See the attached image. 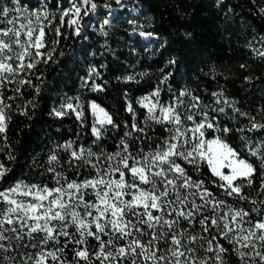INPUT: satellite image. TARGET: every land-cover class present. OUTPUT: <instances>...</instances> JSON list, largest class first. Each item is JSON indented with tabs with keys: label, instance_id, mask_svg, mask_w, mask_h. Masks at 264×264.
<instances>
[{
	"label": "trees",
	"instance_id": "trees-1",
	"mask_svg": "<svg viewBox=\"0 0 264 264\" xmlns=\"http://www.w3.org/2000/svg\"><path fill=\"white\" fill-rule=\"evenodd\" d=\"M134 1L137 7L135 12L122 7L110 14V9L118 4L116 0H91L97 8L92 11L90 4L82 8L80 32L77 35L75 27L67 23L69 17H64L61 25L60 13L71 7L73 2L80 5L82 0H0V7L10 9L7 17L0 16V21L16 20L15 25L0 23V27L18 28L20 24H26L27 19L35 21L31 13L46 8L48 18L41 17V23L45 26L46 47L41 52L51 54L47 63L42 61L31 70L6 74L11 83L5 82L0 88V98L8 106L5 113L9 117L6 132L0 133V164L8 170L0 178V191L18 183L23 186L47 184L49 187H58L60 185L53 180V173L48 171L50 167H55L56 172L62 173L69 181L92 178L96 175L95 170L85 165L83 160L71 161L70 152L84 149L86 154L90 149L97 155L101 152L114 153L125 132L131 131L133 122L144 128L146 135L140 140L136 137L141 134L136 132L131 137H125L131 154L139 159L154 151L164 138L170 136L166 129L172 126L157 124L149 119L150 114L141 105V98L160 89L159 101L169 104L180 92L186 91L190 95L180 97L184 103L177 108L182 115L189 111L190 104L198 103L199 108L190 111H206L210 119L215 117L213 122L221 128L227 126L233 129L227 136L208 130L206 138L221 135L242 158L253 164L256 173L252 176V184L244 187L243 191L256 203L226 196L211 183L217 178L212 176L204 162L195 172L192 166L186 165L189 175L193 179L204 180L205 186L216 198L225 200L231 208L248 211L249 216L241 227L250 229L253 223L264 219V203H261L264 201V189H261V183L264 182V171L261 169L264 129L248 131L251 127L250 118L254 117L257 123H264V0ZM15 8H20L22 14H17ZM84 8L89 9L87 15L84 14ZM106 19L109 23L105 25ZM57 27L60 29L59 35L55 31ZM149 33L151 35H147ZM21 38L26 39L23 35ZM13 64L15 66V61ZM128 77L133 79L129 80ZM20 80H31L32 83L20 84ZM213 93L217 95L213 96ZM193 97L199 100L195 101ZM90 101L103 107L116 125H105L101 129V139L95 144ZM68 103L73 105V109H61V105ZM129 105L131 112L128 111ZM220 108L224 112L215 111ZM53 109L63 110L67 114L57 117ZM77 113L81 114L79 119ZM191 123L186 121L185 126ZM237 129L244 131L239 132ZM242 136L248 139L242 140ZM69 142L72 148L66 150L63 146ZM141 148L143 153L139 151ZM253 151L257 153L255 156L251 155ZM52 154L58 157V161L50 164L49 156ZM91 158L95 161V157ZM107 163L104 161L100 167H106ZM108 178L119 179V175ZM126 179L131 181L132 178L126 176ZM60 184H65V181L61 180ZM130 198V195L124 197L126 200ZM85 199L95 201L96 198L89 190ZM6 207L0 201V209ZM225 211L227 208L220 209L221 213ZM4 227L10 226L5 224ZM141 227L146 233L152 232L146 226ZM180 227L188 228V225L181 221ZM68 231L72 234L71 241L80 238L75 226L70 225ZM188 231L191 235L202 234L211 238L209 233H201L199 224L194 226V230L189 228ZM24 233L20 241L14 239L15 233H4L12 239L0 241L8 249H0V264H33L27 257L35 259L41 247L46 251L63 249L59 253L62 264H76L79 258L75 257V251L86 247L89 261L79 260V264H100L95 256L99 242L93 237H87L85 245H78L69 242V237L60 236L58 243L49 241L47 245L41 246L39 242L43 233H33L34 238L26 235L27 229H24ZM211 234H216L214 229ZM244 234L247 231L241 233ZM134 235L138 234L134 232ZM102 238L107 241L112 237L109 234ZM132 238L117 240L116 246H123ZM140 238L146 243L150 235ZM217 240L228 249L223 253L224 264H242L238 254L233 251V244L219 235ZM200 243L204 241L193 245L197 248L198 257L203 259L215 255L205 253L199 248ZM255 243L256 250L264 252L261 242L257 240ZM32 244L37 247H31ZM160 247L166 250L167 244L161 241ZM111 250L115 252V248ZM241 250L252 251L251 248ZM247 259L248 264H252L251 258ZM47 264L57 262L49 258ZM104 264H110V261ZM123 264H131V259L125 260ZM136 264L151 262L137 257ZM255 264H261L259 257L255 258Z\"/></svg>",
	"mask_w": 264,
	"mask_h": 264
},
{
	"label": "snow or ice",
	"instance_id": "snow-or-ice-1",
	"mask_svg": "<svg viewBox=\"0 0 264 264\" xmlns=\"http://www.w3.org/2000/svg\"><path fill=\"white\" fill-rule=\"evenodd\" d=\"M116 2L120 3V0ZM89 4L91 10L95 11L97 5L91 0H82L80 5L73 2L71 7L60 13L61 25L64 23V17H69L67 23L75 27L78 35L80 19H82L81 10L84 5ZM14 11L22 14L20 8H15ZM88 11L89 9L84 8L85 15ZM9 12L10 9L7 7H0V16L7 17ZM48 15L45 8L31 13L35 21L26 18L27 23L20 24L18 28L15 26L0 27V88L5 82L11 83L6 74L14 75L25 69L31 70L36 64L42 61L47 63L51 59L50 53L41 52V49L46 47L44 43L45 26L41 23V17L47 19ZM53 18H55L54 15ZM0 23L15 25L16 20L0 21ZM108 23L107 19L104 20L105 25ZM55 31L59 35V27ZM22 35L26 39H22ZM141 35L145 34L141 33ZM13 61H15V66ZM128 79L131 80L133 77H128ZM18 83L31 85L32 82L31 80H20ZM36 90L38 92L39 88L37 87ZM16 91L19 92V89L17 88ZM159 93L160 89H156L149 97H144L140 101L141 105L147 108L150 114L149 119L157 124L172 126L166 129L170 136L164 138L154 151L139 159L131 154L125 137H131L136 132L141 134L136 137L140 140L146 135L145 129L133 122L131 131L125 132V137L121 138L117 151L114 153L101 152L97 155L90 149L86 154L84 149H80L79 152L75 150L70 152L71 161L83 160L85 165L95 170L96 175L92 178L69 181L62 173H57L55 167H50L48 171L53 173V180L60 185L58 187H49L47 184L22 187L18 183L12 188L0 191V201L7 205L6 208L0 209V241L12 239L5 236V232L15 233L14 239L17 241L23 240L24 229H27L26 235L30 238H34L33 233L44 234L39 242L41 246L47 245L49 241L58 243L60 236L69 237V242L78 245H85L87 237H93L99 242V250L95 256L100 260V264H104L105 261H110V264L111 262L123 264L129 258L131 264H136L137 257L146 262L150 261L151 264H210V262L211 264H224L223 253L228 249L217 240V235H219L234 245L233 251L238 254L242 264H248L247 258H251L252 264H255L256 257H259L261 264H264V252L256 250L255 243L258 240L264 247V219L256 221L250 229L245 230L241 225L249 216V212L243 208H231L225 200L217 199L214 193L205 186V181L193 179L186 168V165H190L194 172L199 171L200 163L204 162L212 176L217 178L211 183L220 188L226 196L255 204L256 201L250 200L244 194L243 189L252 184V176L256 173V168L248 160L242 158L240 153L221 135L206 138L208 130L227 136L233 129L227 126L221 128L218 123L213 122L215 117L210 119L206 111H190L198 109V103L190 104L189 111L182 115L177 108L184 103L180 97L190 95L186 91L180 92L179 96L168 105L159 103ZM153 98H156L154 102ZM192 99L199 100L198 97ZM144 101H149V103L145 104ZM6 107L8 106L0 98V133H5L7 129L9 117L5 113ZM91 107L94 113L98 111L101 114L92 127V134L96 137L93 141L95 144L101 139V129L105 125L113 127L116 125L103 108L95 103ZM64 108L73 109V105L71 103L61 105V109ZM157 109L159 115L155 114ZM128 111H132L130 105ZM215 111L222 113L224 109L220 108ZM235 111L239 110L235 109ZM53 113L57 117L67 114L57 109H53ZM80 115L77 113L78 119ZM197 116L200 117L199 120ZM186 121H191V125L185 126ZM250 124L248 131L264 129V123H257L254 117L250 118ZM236 131L243 132L244 129ZM147 138L150 139V137ZM241 139L248 138L242 136ZM63 147L70 150L72 143L69 142ZM139 151L143 153V148ZM256 154L255 151L251 152L253 156ZM91 157H95V161ZM57 161L58 157L55 154L49 156L50 164ZM104 161L108 162L107 166L101 168L100 165ZM69 166L71 167L72 164L70 163ZM261 169L264 171V159H262ZM7 171L4 165L0 164V178ZM115 174L119 175V179L108 178ZM126 176H131V181L127 180ZM61 180H64L65 184L61 185ZM261 189H264V182L261 183ZM89 190L94 194L95 201L85 199ZM15 193L31 197V199L27 202L19 201L13 198L12 194ZM126 195H130L131 198L124 199ZM221 208H227V211L221 213ZM154 212L159 214H154ZM181 221L186 222L188 228H181ZM5 224L10 227L5 228ZM196 224L200 225L201 233H209L211 238L202 234H189L188 229L194 230ZM70 225L75 226L80 236L75 241H71L72 234L68 231ZM142 225L147 229H152V232L146 233ZM157 226H159V231H157ZM213 229L216 234H211ZM133 230L138 235H134ZM245 231L247 234L241 235ZM109 234L112 238L105 241L102 236ZM144 235H150L146 243L140 238ZM129 237H133L130 242L123 246H116L117 240H128ZM161 241L167 244L166 250L161 249ZM200 241H204L199 244L200 249L205 253H215V255L203 259L198 257L197 248L193 245ZM31 247L35 248L37 245L32 244ZM111 248H115V252ZM242 248H251L252 251L245 252L241 250ZM0 249L8 250L3 243H0ZM105 249L109 250L105 251ZM62 251L63 249L60 248L55 251H46L41 247L35 259L29 256L27 260L32 261L33 264H47L48 259L51 258L57 264H62L59 255ZM74 255L79 258L76 264H79V260L89 261V252L86 247L77 249Z\"/></svg>",
	"mask_w": 264,
	"mask_h": 264
},
{
	"label": "rangeland",
	"instance_id": "rangeland-1",
	"mask_svg": "<svg viewBox=\"0 0 264 264\" xmlns=\"http://www.w3.org/2000/svg\"><path fill=\"white\" fill-rule=\"evenodd\" d=\"M85 6V5H84ZM122 7H127L129 10H131L132 12H135L136 11V5H135V1L134 0H122V1H120V3H118L116 6H114V7H112L111 9H110V14H112L113 12H115V10L117 9V8H122ZM152 93H150V94H147V95H144L142 98H144V97H149L150 95H151ZM142 98H141V100H142ZM156 98H153V102H154V100H155ZM159 100V99H158ZM93 103H95L94 101H90V103H89V106H90V110H91V113H92V115H93V117H94V123L96 122V120H97V118L101 115L98 111L97 112H93V110H92V107H91V105L93 104ZM144 103L145 104H148L149 103V101H144ZM159 103L160 104H162L160 101H159ZM96 105H98L97 103H95ZM163 105H168V104H163ZM100 108H103V107H101L100 105H98ZM104 109V108H103ZM105 110V109H104ZM106 111V110H105ZM156 115H159V111H158V109H157V111H156V113H155ZM98 127H99V125H97ZM15 186V185H14ZM22 187H23V185H21ZM12 188V187H11ZM9 189V188H8ZM13 195V198L14 199H17V200H19V201H24V202H27L28 200H30L31 199V197H24V196H22V195H20L19 193H15V194H12Z\"/></svg>",
	"mask_w": 264,
	"mask_h": 264
}]
</instances>
